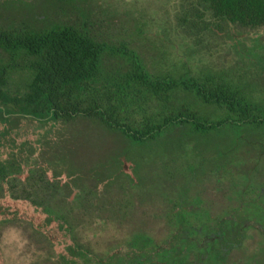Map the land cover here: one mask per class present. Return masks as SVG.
Masks as SVG:
<instances>
[{
  "label": "trees",
  "instance_id": "obj_1",
  "mask_svg": "<svg viewBox=\"0 0 264 264\" xmlns=\"http://www.w3.org/2000/svg\"><path fill=\"white\" fill-rule=\"evenodd\" d=\"M191 7L189 16L200 21L206 15L264 27V0H191ZM80 11L79 21L39 16L0 24V196L26 200L40 213L37 220L16 212L1 220L26 234L28 264H264L263 191L248 197V189L238 188L216 211L180 192L164 193L154 205L142 169L127 156L113 154L96 171L62 150L33 156L38 148L17 140L26 118L49 125L45 132L90 122L136 145L159 142L173 129L199 136L224 127L264 132V96L251 82L184 61L149 65L127 41L100 38ZM189 16L182 21L199 24ZM14 72L26 74L22 89L9 85ZM255 142L264 148V137ZM42 144L48 149L51 140ZM114 160L117 167L109 168ZM165 180L152 181L165 189ZM113 186L122 192L110 191ZM110 224L121 234L104 237ZM251 228L262 236L244 254Z\"/></svg>",
  "mask_w": 264,
  "mask_h": 264
},
{
  "label": "rangeland",
  "instance_id": "obj_2",
  "mask_svg": "<svg viewBox=\"0 0 264 264\" xmlns=\"http://www.w3.org/2000/svg\"><path fill=\"white\" fill-rule=\"evenodd\" d=\"M191 8V0H0V24L39 16H68L79 21L83 10L94 33L109 43L127 41L149 65L184 61L201 72L223 69L232 77L236 74L243 82H251L250 89L264 96V27H242L206 15L200 21L193 18L194 14L189 16ZM183 14L199 24L191 26L182 21ZM25 80L24 72H14L9 85L22 89ZM21 123L14 135L18 141L27 140L38 148L33 156L39 151L48 156L49 152L62 150L69 154V160L96 171L113 160V154L127 156L128 164L135 161L142 169L139 175L147 180L144 183L153 192L154 205L163 203L162 194L174 196L180 192L182 199L190 203L200 199L198 204L216 211L228 206L229 196L238 188L248 189V197L259 190L264 192V148L256 147L255 142L257 137H264V132L251 127H224L208 136L173 129L167 130L159 142L136 145L90 122L66 127L55 124L48 132L45 130L49 125L40 126L32 119ZM44 138L51 140L48 149L42 147ZM25 148L29 150L28 145ZM115 163L109 168L115 169ZM156 176L166 177L165 189L152 181ZM110 191L122 192L116 186ZM38 211L26 200H13L4 192L0 196V264H28L30 260L26 234L1 219L16 212L20 217L37 220ZM104 234L121 233L110 224ZM157 234L162 237L164 232ZM258 234L255 228L249 230L244 254L255 251Z\"/></svg>",
  "mask_w": 264,
  "mask_h": 264
}]
</instances>
